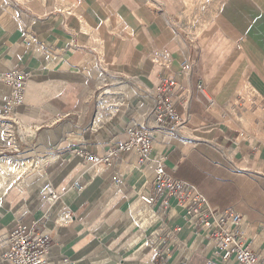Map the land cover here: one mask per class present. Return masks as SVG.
<instances>
[{
  "label": "crops",
  "instance_id": "obj_1",
  "mask_svg": "<svg viewBox=\"0 0 264 264\" xmlns=\"http://www.w3.org/2000/svg\"><path fill=\"white\" fill-rule=\"evenodd\" d=\"M152 1L165 12L150 0H0V125L13 118L19 129L8 143L0 126V153L10 144L16 157L35 162L0 186V264H11L5 234L21 218L51 231L50 264H204L208 254L188 231L180 235L189 249L169 242L160 257L149 246L152 228L143 212L136 223V194L150 191L154 171L137 166L133 148L108 165L77 151L115 149L150 114L157 82L172 78L188 93L177 106L185 133L158 134L151 154L212 207L237 211L247 244L264 257V144L229 107L239 87L264 100V0H221L196 49L168 22L186 0ZM13 69L30 79L15 115L5 117L10 87L2 76ZM243 128L250 136L235 140ZM48 188L56 201L46 199Z\"/></svg>",
  "mask_w": 264,
  "mask_h": 264
},
{
  "label": "built area",
  "instance_id": "obj_2",
  "mask_svg": "<svg viewBox=\"0 0 264 264\" xmlns=\"http://www.w3.org/2000/svg\"><path fill=\"white\" fill-rule=\"evenodd\" d=\"M150 1L156 6L155 9L161 6L158 1ZM171 25L174 27L172 23ZM186 43L192 49L197 48L195 37L191 36ZM192 66L191 62L183 63L181 72L189 74ZM29 79L30 73L24 69H13L2 76V80L10 87L2 110L5 117L15 115L16 108L23 102ZM197 89L204 94L201 82L197 84ZM183 94L188 95L178 78L159 80L155 85L154 103L150 114L143 124L127 128L125 140L117 143L115 149L105 156H98L84 149L77 151L93 165H108L110 157L117 158L128 148H133L137 155V166L153 169L154 179L150 191L140 190L136 194L140 205L136 213V223L142 226L143 212L147 218L145 227L152 228L148 244L160 257L168 255L169 242L184 250L189 249L188 241L180 235L183 231H188L194 238L192 242L196 243V248L201 247L202 251L208 254L204 264H223L228 261H234V264H264V257L247 244L241 227V215L237 211L212 207L195 186L169 174L161 158L151 154L158 134L184 136L186 121L177 111ZM208 102L209 105L213 104L212 99H208ZM229 107L233 111L237 109L250 126L258 129V132H253L252 135L264 144V100L239 87ZM221 115L225 122L234 119L225 113ZM12 124L16 125L13 118L4 120L0 125L8 143L14 137ZM248 134L243 128L238 131L235 140L250 136ZM45 195L47 200L56 201L59 193L56 189L48 188ZM179 219L182 224L177 223ZM5 240L8 249L3 257L11 264H50L47 258L52 240L50 230L39 228L37 225L27 226L21 218L15 227L5 234ZM67 261L68 259H62L61 262Z\"/></svg>",
  "mask_w": 264,
  "mask_h": 264
},
{
  "label": "rangeland",
  "instance_id": "obj_3",
  "mask_svg": "<svg viewBox=\"0 0 264 264\" xmlns=\"http://www.w3.org/2000/svg\"><path fill=\"white\" fill-rule=\"evenodd\" d=\"M220 2L221 0H186L185 9L180 12L179 15H167L168 22L175 31L177 37L179 36V38L187 42L191 36L196 38V34L200 28L216 13ZM158 4L161 5L159 1ZM156 10L162 13L165 12L162 6H157ZM187 36L188 38H186ZM17 130L19 131V129L14 127V136L16 139ZM7 146L6 149L0 153V176L2 175L4 178L12 171H18L19 174V169L21 168L18 167L23 165L29 166L28 169L35 166V162L31 161L32 159L22 160L16 157L15 155L18 154V152L13 147H10V144H7Z\"/></svg>",
  "mask_w": 264,
  "mask_h": 264
},
{
  "label": "bare ground",
  "instance_id": "obj_4",
  "mask_svg": "<svg viewBox=\"0 0 264 264\" xmlns=\"http://www.w3.org/2000/svg\"><path fill=\"white\" fill-rule=\"evenodd\" d=\"M17 174H18V171H12V172L8 173L7 177L0 179V186L3 187V185L8 184L7 182H9V181L11 182V181L15 180V178L18 176ZM2 187L0 188V190L3 189Z\"/></svg>",
  "mask_w": 264,
  "mask_h": 264
}]
</instances>
